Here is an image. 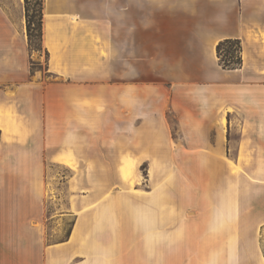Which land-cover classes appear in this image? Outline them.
<instances>
[{"label": "crops", "instance_id": "0c3cea01", "mask_svg": "<svg viewBox=\"0 0 264 264\" xmlns=\"http://www.w3.org/2000/svg\"><path fill=\"white\" fill-rule=\"evenodd\" d=\"M42 13L49 82L30 69L24 0H0V264H116L122 204L157 264L175 174L200 211L182 219L196 239L183 264H264V0H43ZM225 39L241 42L238 68L219 65ZM143 163L148 196L75 199L67 238L46 241L49 165L123 181Z\"/></svg>", "mask_w": 264, "mask_h": 264}, {"label": "rangeland", "instance_id": "374dc122", "mask_svg": "<svg viewBox=\"0 0 264 264\" xmlns=\"http://www.w3.org/2000/svg\"><path fill=\"white\" fill-rule=\"evenodd\" d=\"M33 3L34 2L31 1V8ZM32 45L33 49L30 52L31 62L33 64L32 72L42 76L46 82L57 80L47 73V52L43 49L42 44L41 47H39L38 42L34 40ZM167 121L173 136H175V119L171 114H167ZM110 134L111 140H113V133L111 132ZM129 152L130 151H127V154H130ZM113 154L114 152H110L111 160ZM118 161L119 159H116L112 162L117 166ZM136 171V173L130 174L131 181L139 179V182H135L133 185V182L130 183V181L123 182L119 173L74 175L66 168L49 165L46 173L42 177V182L44 184V224L47 233L46 241L48 243H57L67 238L73 226L74 218L64 215L73 212L71 210V205L72 201L75 199L78 205L82 204L84 206H89L88 208L91 209L93 203L100 199L102 195H109L111 199L120 195H127L131 199H134L135 194H139L141 197L148 196L153 190V186L149 181V165L143 163ZM173 176L174 181L170 189L174 188L179 190L177 191L178 196L176 193H171L172 197L169 203L170 215H172L174 220H170L163 228L169 231L173 238L171 237V244H169L170 249H168L167 252H165L164 244L158 246L157 264H183L184 256L185 260L191 257L183 247L185 241L191 245L190 242L196 240L182 237L181 231H183V225L189 224L188 222H183L182 219L191 217L200 211L197 206H191L189 203L191 200L185 197L188 194L183 191L184 188H187V184L184 181L182 182V175L175 174ZM97 191H100L99 197L96 195ZM240 192L245 193L244 189L240 190ZM77 208L79 209L80 206ZM243 208V212L245 213V207ZM253 208L257 211L261 209V206H254ZM123 209L126 213L120 215V217L121 219L124 218L120 223H117L114 230L107 229L109 230V234H107V236L109 235V243L115 244V253L112 254L111 262L116 264H155L154 261L151 260L149 254L143 251V234L142 237H140L139 233L135 231V215L122 204V211H124ZM209 209L211 210L212 208L208 207V211ZM224 210V207H222V212H224ZM115 233L117 236L116 239H114L113 236ZM256 236H259V230L256 231ZM258 240L264 252V243H262L263 241L261 238H258ZM216 241L224 243L226 238L216 239ZM221 247H224V244ZM187 251L193 252V249H187ZM183 252L186 253L183 254Z\"/></svg>", "mask_w": 264, "mask_h": 264}, {"label": "trees", "instance_id": "16d2710c", "mask_svg": "<svg viewBox=\"0 0 264 264\" xmlns=\"http://www.w3.org/2000/svg\"><path fill=\"white\" fill-rule=\"evenodd\" d=\"M31 1L34 3L31 6ZM43 0H24L25 28L28 47L31 52L33 42L36 40L41 47L42 39V19H43ZM216 54L219 65L224 69H235L241 65V42L238 39H225L216 46ZM30 69H32V62Z\"/></svg>", "mask_w": 264, "mask_h": 264}, {"label": "bare ground", "instance_id": "6f19581e", "mask_svg": "<svg viewBox=\"0 0 264 264\" xmlns=\"http://www.w3.org/2000/svg\"><path fill=\"white\" fill-rule=\"evenodd\" d=\"M130 174L129 173H123L122 174V179H123V182H128L130 180ZM150 177H152V173L150 174Z\"/></svg>", "mask_w": 264, "mask_h": 264}]
</instances>
